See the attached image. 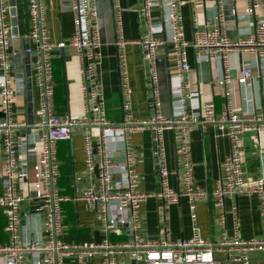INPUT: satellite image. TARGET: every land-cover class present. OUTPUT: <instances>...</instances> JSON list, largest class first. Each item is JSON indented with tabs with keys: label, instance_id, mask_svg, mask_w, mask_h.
<instances>
[{
	"label": "built area",
	"instance_id": "built-area-1",
	"mask_svg": "<svg viewBox=\"0 0 264 264\" xmlns=\"http://www.w3.org/2000/svg\"><path fill=\"white\" fill-rule=\"evenodd\" d=\"M73 18V33L67 42L54 43L46 24V0H26L28 11L29 46L32 93L37 97L32 123L18 119L14 105L18 95L11 30L9 2L0 0V144L2 167L0 172V221L6 236L0 241V264H65L64 258L81 264L98 257L99 264H122L127 257L136 264H264V105L258 112L241 114L233 104L237 85L247 86L253 79L250 57L264 58V17L259 13L262 0H243V12L253 17L252 28L245 34L230 35L226 31L223 12L213 18H201L197 7L204 0H189L192 6L190 40L185 38L181 6L183 0H141L138 12L145 23L137 43L143 51L150 83L152 113L137 118L132 111L131 86L128 76L126 44L119 0L114 4V45L117 50L120 74L122 119L110 121L106 117L105 93L99 78L101 40L95 0H69ZM222 5V0H216ZM158 9L162 17L153 15ZM235 34V33H234ZM19 37L22 35L19 33ZM167 59L175 72L170 76L171 112L161 111V98L155 57L160 47H167ZM72 49L78 62L80 89L84 98L78 116L58 115L54 106L55 80L53 48ZM193 49L196 61H215L220 68L216 78L223 103L217 109L214 100H201L188 78L191 67L188 48ZM236 54L238 65L233 67L231 56ZM234 72V73H232ZM24 81V78H21ZM173 80V84L171 83ZM25 91V89H24ZM212 124L216 136H226L229 153L220 164L214 187H199L194 180L190 131L194 126ZM147 128L152 132V155L157 174V188L153 192L141 189V177L136 170L137 153L131 141L133 134ZM24 130L23 134L17 133ZM29 129V131H27ZM75 129L81 130L84 187L73 195L60 193L57 182L59 160L56 143L71 139ZM172 130L175 139L178 185L172 186L167 167L164 132ZM255 131L256 151L261 173L254 186L243 190L245 183L242 134ZM123 153L120 161L114 159ZM174 173V172H173ZM255 194L259 199L262 231L259 237L240 236L238 208L232 204L233 233L223 230L215 240L201 234L197 207L209 201L211 213L221 225L226 219V199L238 193ZM149 196L159 198L165 207L185 197L189 209L191 235L171 240L167 230L156 238H144L139 230L141 205ZM30 203V212L38 219V236L25 239L21 232L23 201ZM83 200L95 212L105 232L99 242L67 244L60 239L63 232L62 203ZM125 240H112L109 235ZM253 253H262L254 257Z\"/></svg>",
	"mask_w": 264,
	"mask_h": 264
},
{
	"label": "crops",
	"instance_id": "crops-1",
	"mask_svg": "<svg viewBox=\"0 0 264 264\" xmlns=\"http://www.w3.org/2000/svg\"><path fill=\"white\" fill-rule=\"evenodd\" d=\"M48 9L46 11V24L50 31V40L54 43L60 41L67 42L73 33V18L69 0H46ZM97 14L99 20L100 40H101V65L99 67V78L103 84L105 93L106 117L110 121L119 122L122 119L121 108V88L120 74L117 63V50L114 45V4L112 0H97ZM181 12L185 38L191 39V12L192 6L189 0H183ZM9 2V0H8ZM141 0H119L122 14V24L124 36L127 39L126 54L128 65L129 83L131 86L132 111L137 118H146L152 113L150 103V83L147 75V65L143 60V51L137 43L142 32L145 30V23L138 12ZM244 1L236 0V24L235 34H245L252 28L253 17L247 16L243 12ZM17 14V24L22 37L28 35V11L26 0H15ZM10 9V8H9ZM222 11V5L216 0H204L197 7L201 18H213L217 11ZM259 13L264 17V0ZM160 10H153V15L162 17ZM11 19L9 10V20ZM226 27V23H225ZM13 43L11 49H13ZM55 47L52 51L53 73L55 80L54 106L58 115L78 116L83 110L84 98L80 89V77L78 62L71 48H63V53ZM167 47H160L157 51V74L158 86L161 98V111L165 114L171 112V86L170 76L175 72L174 67L167 59ZM188 60L190 71L188 78L192 87L197 89L200 99L214 100L217 109L223 103L221 88L216 84V78L220 76V68L215 61L202 59L196 61L192 48H188ZM250 64L253 69V79L247 86L237 85L233 94V104L240 113L250 114L259 112L264 105V58L253 59L250 57ZM234 68L238 65L237 55L231 56ZM234 73V72H232ZM18 95L14 105V112L18 119L25 118V84L20 77L16 79ZM173 84V80H171ZM32 97L33 107L37 104V97ZM2 113L0 112V117ZM29 131V129H27ZM24 130L18 129L17 133L23 134ZM192 161L194 163V180L196 185L204 188H212L220 173V164L223 158L229 153V141L226 136H216L215 127L208 124L194 126L190 131ZM137 153L136 170L140 174L141 189L145 192H153L157 188V174L152 155V132L147 128L135 133L131 137ZM164 142L166 147L167 167L172 172L169 175V182L172 186L178 185L175 171L177 170V156L175 151L174 132L166 130L164 132ZM57 157L59 160V176L57 186L60 193L73 195L75 189L84 187V179L81 178L84 169L83 139L81 130L75 129L71 139L56 143ZM242 150L244 157L245 183L243 190L254 186L256 177L261 173L260 162L256 151L255 131L248 130L242 134ZM123 153L117 151L114 159L120 161ZM2 167V148L0 144V170ZM1 172V171H0ZM174 172V173H173ZM232 204H236L240 222V236L248 239L259 237L262 226L259 215V199L257 195H247L244 192L238 193L231 199H226V219L221 225L217 215L212 214L209 201H201L198 204V220L202 236L215 240L220 233L225 230L227 234L233 233L231 215L228 209ZM30 203L23 201L21 210V232L25 239L29 240L38 236V219L30 212ZM141 225L140 234L144 238H156L163 235L165 231L171 240L189 238L191 235V222L189 209L185 197H181L177 203L165 207L162 201L149 196L141 205ZM63 212V232L60 239L67 244H79L83 242H99L105 232L101 227V222L97 219L95 212L89 209L83 200L65 201L62 203ZM3 221H0L2 224ZM3 234V232H1ZM112 240H125L127 238L124 231L121 236L110 234ZM0 241H4L0 239ZM254 257H260L262 253H253ZM65 264H75L70 257L64 258ZM77 264V263H76ZM81 264H99L98 257H92ZM122 264H136L134 260L125 257ZM254 264H256L254 262Z\"/></svg>",
	"mask_w": 264,
	"mask_h": 264
},
{
	"label": "water",
	"instance_id": "water-1",
	"mask_svg": "<svg viewBox=\"0 0 264 264\" xmlns=\"http://www.w3.org/2000/svg\"><path fill=\"white\" fill-rule=\"evenodd\" d=\"M236 0H222V9L224 14V19L226 23V31L228 34H234V28L236 24V9H235ZM10 5V23L11 30L17 36L12 40L13 49H14V67L15 73L17 77L24 78L25 84V112L27 115V122L32 123L33 119V93H32V85L30 79L31 73V64H30V54L25 50L29 46L28 37H19V30L17 24V14L15 8V0H9ZM60 52L63 53V48L60 49ZM166 76L170 78L169 72L166 73ZM170 83V80H169Z\"/></svg>",
	"mask_w": 264,
	"mask_h": 264
},
{
	"label": "rangeland",
	"instance_id": "rangeland-1",
	"mask_svg": "<svg viewBox=\"0 0 264 264\" xmlns=\"http://www.w3.org/2000/svg\"><path fill=\"white\" fill-rule=\"evenodd\" d=\"M97 2H99V1H97V0H95V5H96V8H97ZM99 21V20H98ZM156 61H157V56L155 57V68H156V71H157V63H156ZM158 72V71H157ZM158 75V74H157ZM0 238L2 239V240H5L6 239V236L4 235V234H0Z\"/></svg>",
	"mask_w": 264,
	"mask_h": 264
},
{
	"label": "trees",
	"instance_id": "trees-1",
	"mask_svg": "<svg viewBox=\"0 0 264 264\" xmlns=\"http://www.w3.org/2000/svg\"><path fill=\"white\" fill-rule=\"evenodd\" d=\"M1 232H2V224H0V234H1ZM1 239V238H0Z\"/></svg>",
	"mask_w": 264,
	"mask_h": 264
}]
</instances>
